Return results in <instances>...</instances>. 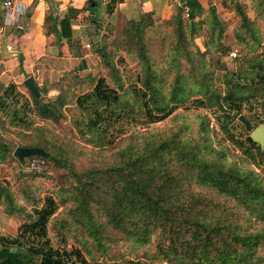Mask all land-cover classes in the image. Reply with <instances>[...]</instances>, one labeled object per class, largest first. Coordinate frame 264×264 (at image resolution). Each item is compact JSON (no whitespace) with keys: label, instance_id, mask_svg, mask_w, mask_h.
Instances as JSON below:
<instances>
[{"label":"trees","instance_id":"obj_1","mask_svg":"<svg viewBox=\"0 0 264 264\" xmlns=\"http://www.w3.org/2000/svg\"><path fill=\"white\" fill-rule=\"evenodd\" d=\"M182 2L189 17L179 7L167 21L164 69L149 45L156 21L147 13L128 21L111 44L107 37L96 45L114 86L94 71L81 74L87 65L80 64L49 89L39 88L41 99L26 97L13 83L0 87V176L10 168L0 178V209L19 223L15 236L0 235V264H142L122 261L149 245L168 264H264V150L247 130L237 135L233 129L246 112L251 124H264V0H250L253 19L246 4L231 1L232 39L218 7ZM80 12L70 9L61 31L55 19L47 21L49 34L59 43L67 39L84 58L72 39L71 22ZM234 51H240L239 67L232 69L223 58ZM119 53L140 65L132 91L116 63ZM50 90L58 96L46 99ZM31 116L44 125H33ZM169 119L170 128L150 129ZM69 120L83 144L115 150L113 161L84 166L82 146L47 130L46 123ZM31 124L29 132L20 131ZM132 124L142 131H122L125 137L115 141L118 126ZM5 133L21 137L17 148L44 149L48 157L30 158L42 159L53 175L16 167L25 160L13 155ZM225 140L243 150L239 161ZM44 178L51 185H41ZM70 239L79 247L69 249ZM122 242L126 253L114 254Z\"/></svg>","mask_w":264,"mask_h":264},{"label":"crops","instance_id":"obj_2","mask_svg":"<svg viewBox=\"0 0 264 264\" xmlns=\"http://www.w3.org/2000/svg\"><path fill=\"white\" fill-rule=\"evenodd\" d=\"M5 1L0 0V87L16 84L28 98L30 91L25 86L28 78H33L38 88L49 89L80 64L87 65V70L81 74L103 68L95 49L97 44L108 39L109 27L139 20L147 13L152 14L156 23L170 21L183 5L182 0H15L16 4L22 3L24 12L10 25L5 19ZM199 1L205 9L218 7L220 12L230 17L234 15L233 0ZM222 1H228L226 9L221 7ZM237 1L247 6L250 4V0ZM70 9L81 11L72 19L71 25L72 39L81 46V50H77L83 53L84 58L72 53L67 39L63 38L59 43L55 34H49L52 22L47 19H55L54 25L61 31V22L70 14ZM197 42L203 48V39L199 38ZM58 94L56 90H50L48 96L57 97ZM3 216L0 218L1 232L15 221L5 213Z\"/></svg>","mask_w":264,"mask_h":264},{"label":"rangeland","instance_id":"obj_3","mask_svg":"<svg viewBox=\"0 0 264 264\" xmlns=\"http://www.w3.org/2000/svg\"><path fill=\"white\" fill-rule=\"evenodd\" d=\"M251 4L248 5L249 7V15L250 17L253 19L254 18V12L253 10L250 9ZM226 18L230 21V30L228 33V37L229 38H233V28L235 26L236 20H235V14L233 15V17H230L228 15H226V13H223ZM128 23V22H127ZM126 23V24H127ZM167 21L161 22V23H156V27L155 29L152 30L151 33H149V36L151 37V41L149 42L153 57L155 62H157L160 65V68L164 69V45H163V41L162 38L164 36V34L169 32V27L167 26ZM126 24H121L120 26L117 27H109L107 29V32H109V34H106L109 37L108 43L111 44L112 41H114L117 37L122 36L123 35V31L124 28L126 26ZM201 42V40L199 41ZM94 47V46H93ZM238 53L240 51H237ZM121 57H125V60H120ZM235 58H231L229 57H225L223 58V61L227 63L229 68L235 69L237 67H239V65H236V63L234 62ZM116 63L118 65V68L120 70V74L122 75L123 80H127L128 82L126 83V87H128L129 91L133 90V86H134V82L136 81V76L135 73L138 72V70H140V65L133 61L131 58L126 57L124 53H119L117 58L115 59ZM96 73H99L103 76H105L109 83L114 86V82L112 79V75L111 72L107 69V68H101L98 67L95 70ZM129 78H131V82L129 81ZM56 97H46V99H54ZM32 117V116H31ZM246 117L249 119H251L250 113L246 112ZM30 119H34L33 117ZM9 120V119H7ZM33 121V125L35 124H39V125H44L43 122L38 121L37 119L32 120ZM175 123H173V121H171L170 119L161 123H157L155 125H152L150 127L151 130L153 131H164L168 128H170L171 126H173ZM31 124V126L28 127H24V128H20V131H26L29 132L30 129L33 126ZM46 127L47 130L53 131L56 134H58L59 136H61V139L63 140V142L67 143L69 146L73 147V146H82L84 151H83V155H81L80 157V162L82 165L84 166H104L107 164H110L113 161V157H114V152L115 150H111L109 148L107 149H100V148H94L90 145H85L83 144V140L80 138V136L77 134L76 131V126L74 124L73 121L69 120L65 123H63L60 126H55L52 123H46ZM120 127V128H119ZM132 127V130H131ZM258 127V122L256 120H254L252 122V128L253 130L256 129ZM13 129H15V127H12ZM234 131L236 132V134H243L245 133V128L244 125L239 121V119L235 122V127L233 128ZM122 131H127L128 133L130 132H139L142 131L141 127L135 126V124H132V126H124V128H121V126H118V128L116 129V134H115V141H119L120 139H122L125 136H122ZM249 134L251 132L247 131ZM4 137L6 139H4V142H6L7 144H13L11 145L13 147L12 151L14 152L17 148V143L20 141V138L17 137V135L15 134H11V133H5ZM219 138L222 137L221 134L218 135ZM220 141V140H219ZM224 141V139H223ZM73 145V146H72ZM224 146H226L228 149L230 150L231 153V159L233 158V156L237 157L236 160L239 161L238 157L240 155H242V151L240 148H234L232 146V144L230 143L229 140H225V143H223ZM79 149V148H78ZM79 151L76 153V155L78 156ZM14 155V153H13ZM38 162V159H31V158H27L25 159V162L22 165L17 164L16 167L18 166L20 170H22L24 173L26 174H30L32 171L29 169V167L33 164ZM47 169V166L44 168V170ZM48 170V169H47ZM5 175L0 176V178H6L7 175L10 174V168L6 167L3 168L1 170ZM47 175L52 176L53 175V171L51 169H49L47 171ZM40 181L41 185H51V181H49L47 178L44 179H38ZM229 206H233L232 203H229ZM64 212L63 206L60 207L58 214L61 215V213ZM4 212L3 209H0V218H4L3 216ZM10 227L8 229L2 230V232L0 231V234L3 233L2 235L5 236H15L17 233V229L19 226V223L17 221H13L10 224ZM77 246L79 247V244L75 243L73 240H69L68 243V248L71 249L72 247ZM128 247V245H126V242H122L119 243L118 245L112 247L115 251L114 254L116 253H121V254H125L126 252V248ZM126 257L125 259L122 261L123 263H126L127 261H136L142 264H168L167 262H165L163 260V258H161L159 255L156 257V251L154 250L153 246L149 245L147 247L144 248H140L138 249L137 252H132L130 254L126 253Z\"/></svg>","mask_w":264,"mask_h":264},{"label":"water","instance_id":"obj_4","mask_svg":"<svg viewBox=\"0 0 264 264\" xmlns=\"http://www.w3.org/2000/svg\"><path fill=\"white\" fill-rule=\"evenodd\" d=\"M25 86L37 99H41V92L35 84L33 78H28L25 81ZM239 121L246 127L247 131L251 132V139L264 150V124L259 125L256 129L253 130L252 124L249 122V120L246 119L244 115L239 117ZM48 155L49 154L42 148L18 147L14 153V156L20 161H24L25 159L34 156L48 157Z\"/></svg>","mask_w":264,"mask_h":264},{"label":"built area","instance_id":"obj_5","mask_svg":"<svg viewBox=\"0 0 264 264\" xmlns=\"http://www.w3.org/2000/svg\"><path fill=\"white\" fill-rule=\"evenodd\" d=\"M4 9L6 10V23L7 24H14L15 21L17 20V18L24 12V7L22 5V3H18L16 4L15 0H6L3 4ZM181 7H184V5H182ZM185 10V17L188 18L189 17V10L187 7H184ZM88 47H90L88 45ZM238 56V52L234 51L230 57L236 58ZM45 168V162L42 159H38V162L33 163L29 169L32 172H41L43 169Z\"/></svg>","mask_w":264,"mask_h":264}]
</instances>
